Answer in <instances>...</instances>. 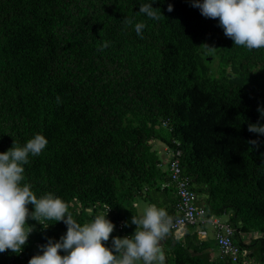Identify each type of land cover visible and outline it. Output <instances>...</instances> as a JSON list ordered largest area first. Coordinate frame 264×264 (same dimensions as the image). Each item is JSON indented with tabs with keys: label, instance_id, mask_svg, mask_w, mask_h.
<instances>
[{
	"label": "trees",
	"instance_id": "trees-1",
	"mask_svg": "<svg viewBox=\"0 0 264 264\" xmlns=\"http://www.w3.org/2000/svg\"><path fill=\"white\" fill-rule=\"evenodd\" d=\"M145 3L0 0V153L42 134L48 143L29 155L22 183L37 198H61L82 225L109 209L123 238L134 234L137 197L176 216L157 144L179 149L189 188L232 227L239 255L233 261L186 226L183 239L170 229L160 242L165 264H264V135L247 131L264 125V48L234 45L191 0H155L158 21L138 13ZM38 222L26 221L34 226L20 253L26 262L35 244L67 230ZM2 254L0 264L18 255Z\"/></svg>",
	"mask_w": 264,
	"mask_h": 264
},
{
	"label": "clouds",
	"instance_id": "clouds-1",
	"mask_svg": "<svg viewBox=\"0 0 264 264\" xmlns=\"http://www.w3.org/2000/svg\"><path fill=\"white\" fill-rule=\"evenodd\" d=\"M154 2L151 0V3L140 5L138 13L157 21L165 18L159 8L152 6ZM191 6L198 8L205 18L218 19L219 27L234 45L249 50L264 48V0H191ZM167 11H173L172 4H168ZM132 23V19H124L125 25ZM145 26L143 22L135 23L137 36L143 38ZM108 46V42H104L100 50ZM57 102H60L59 97ZM257 111L264 118V108L258 107ZM247 131L264 135V125L259 122L249 124ZM47 143V139L38 133L23 146L13 142L7 151L0 153V253L6 250L21 253L34 231V226L26 223L32 219L36 222L62 221L67 230L57 241L48 238L46 244L39 246L42 254L32 256L28 264H137L140 261L143 264H165L160 242L172 227V218L165 209L149 205L139 217L131 216V224L136 226L134 234L112 237L109 248L102 243L109 240L114 230V224L106 218L109 209L82 225L73 219L68 205L61 198L51 193L37 198L31 185L22 183L23 165L29 162V155H39ZM248 143L259 147L258 140ZM28 205H32L31 212Z\"/></svg>",
	"mask_w": 264,
	"mask_h": 264
},
{
	"label": "built area",
	"instance_id": "built-area-1",
	"mask_svg": "<svg viewBox=\"0 0 264 264\" xmlns=\"http://www.w3.org/2000/svg\"><path fill=\"white\" fill-rule=\"evenodd\" d=\"M164 164L167 165L170 182L175 187L177 203L175 206L176 216L172 217L171 229L175 232L186 226L198 228V235L201 238L207 236L205 227L209 226L212 230L213 241L218 250L230 256L233 261H236L239 255V247L233 240V229L227 223L226 219L218 216L209 215L205 207L199 203V196L189 188L188 179L182 174L180 168V150H173L166 146L163 147ZM40 244H35L31 253V257L39 254L41 249ZM6 250L4 253H8ZM2 254L3 256H7ZM30 257V258H31ZM6 264H28L23 257V254L13 255L9 257Z\"/></svg>",
	"mask_w": 264,
	"mask_h": 264
},
{
	"label": "crops",
	"instance_id": "crops-1",
	"mask_svg": "<svg viewBox=\"0 0 264 264\" xmlns=\"http://www.w3.org/2000/svg\"><path fill=\"white\" fill-rule=\"evenodd\" d=\"M160 152L163 154V150L162 149H160ZM163 156H164V154H163ZM140 198V197H139ZM147 206H149V204L143 199V198H141L140 199V201H138L137 199H135L134 201H133V215H134V217H139L141 214H142V212H143V210L147 207ZM206 228V227H205ZM192 230H195V231H198V228L197 227H194V228H191ZM190 228H182L181 230H179V231H177V232H174L173 234H174V236L176 237V238H180V239H183L184 237H185V234H186V232L188 231V230H191ZM199 236V235H198ZM256 235L255 234H252V233H244V234H242V238L243 239H245V240H249L250 238H253V237H255ZM199 238H201V237H199ZM201 240H206L207 242H209V244H210V246H211V243L213 242L212 240H211V242H210V240H209V238H208V232H207V236L205 237V238H201ZM213 247V246H212ZM214 250H215V248H214Z\"/></svg>",
	"mask_w": 264,
	"mask_h": 264
},
{
	"label": "rangeland",
	"instance_id": "rangeland-1",
	"mask_svg": "<svg viewBox=\"0 0 264 264\" xmlns=\"http://www.w3.org/2000/svg\"><path fill=\"white\" fill-rule=\"evenodd\" d=\"M158 145V147H159V149H162L163 150V147L164 146H162L160 143H158L157 144ZM160 154H162V153H160ZM138 201H140V199L141 198H139V197H137L136 198ZM91 221H86L85 223H90ZM206 230H207V232H208V238H209V240H210V242H211V240L213 241V234H212V230H211V228L209 227V226H207L206 227ZM121 235H119V232H114V233H111L110 234V237H109V240L107 241V242H102V243H104L105 244V246L106 247H109V248H111V243H112V237H120ZM122 238V237H121ZM215 243H214V241L211 243V245L213 246ZM213 248H215V247H213Z\"/></svg>",
	"mask_w": 264,
	"mask_h": 264
}]
</instances>
